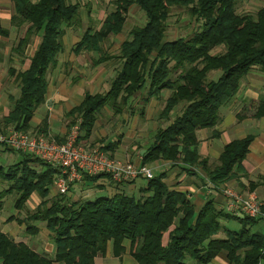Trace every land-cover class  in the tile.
Segmentation results:
<instances>
[{"label": "trees", "instance_id": "obj_1", "mask_svg": "<svg viewBox=\"0 0 264 264\" xmlns=\"http://www.w3.org/2000/svg\"><path fill=\"white\" fill-rule=\"evenodd\" d=\"M11 4V25H25L13 50L19 51L32 35L38 36V41L23 69H9L14 73L18 94L8 95L10 107L0 119V131L8 127L27 131L34 110L45 99L46 71L55 65L62 50L61 25L74 23L78 5L68 0H11ZM111 4L112 9L98 28L86 27L81 32L71 47L74 54L100 53L102 41L109 34L121 32L132 6L143 12L145 21L129 29L117 54H99L93 61L97 64L113 57L120 60V66L106 91L85 93L65 112L66 127L79 120L77 139H86L103 105L116 106L117 111L118 103H127L142 88V102L167 89L170 92L158 117L167 119L175 105H184L164 127L155 130L139 163L167 160L171 165L182 164L186 172L200 166L212 188L244 174L241 162L253 138L251 134L225 143L216 163L207 166L206 159L197 152L195 130L210 128L220 119L219 108L235 94L240 78L251 67H257L264 78V6L251 16L235 13V0H111ZM171 5L187 7L198 24L186 37L164 40ZM7 35L8 29L0 23V37ZM219 45L224 48L222 52H210ZM209 70L220 73L215 79L206 80ZM252 102L253 117L264 116V95ZM33 128L35 133H48L47 117ZM212 134H217L215 129ZM56 137L57 141L63 139ZM114 144L108 142L100 148L106 152ZM16 153L14 162L0 164V184L8 183L0 189V209L2 198L12 190L16 193L12 204L15 209L22 208L35 193L40 201L18 221L24 223L28 234L37 232L34 222H41L52 239L53 254L46 257L26 242L14 241L0 231V264H95L94 258L104 256L108 250L113 256L126 251L137 264H183L186 257L206 264L221 252L228 264H264L263 232L253 229L259 217L234 215L217 207L211 199L195 209L184 191L168 187L164 172L147 178L137 196L113 191L110 195L69 200L65 193L49 196L54 167L29 154ZM104 176L109 178L98 173L82 174L81 179L92 184ZM258 183L264 187V174ZM261 211L264 212V197ZM228 219L236 220L239 228L223 227L220 221ZM220 230L223 237L216 236Z\"/></svg>", "mask_w": 264, "mask_h": 264}, {"label": "rangeland", "instance_id": "obj_2", "mask_svg": "<svg viewBox=\"0 0 264 264\" xmlns=\"http://www.w3.org/2000/svg\"><path fill=\"white\" fill-rule=\"evenodd\" d=\"M68 1L78 5L77 16L74 23L71 25H61L62 34L60 41L62 43V50L56 56L58 63L46 71V78L50 85V89L63 83L64 90H67L71 95V102H68L71 103V105H66L67 107L77 104L85 93H103L107 90L111 79L120 66V60L107 57L97 64L93 63V61L97 59L99 54L103 56L117 54L119 43L126 38L129 29L135 25H142L145 21L143 12L137 6H132L125 15L121 32L116 35L109 34L100 45V53L94 51H81L77 55L73 54V56L69 47L79 38L81 32L86 27H90L91 29L98 28L105 14L112 9V4L111 0ZM262 6H264V0H235L234 11L237 14H250L254 16L255 12ZM12 12L11 0H0V23L3 27L8 29L7 37H0V119L3 116V112L9 108L10 101L8 95L15 97L18 94V88L14 82V73H10L9 69H23L22 64L24 59L31 54L38 41V36L32 35L29 40H27L29 42L19 51L13 50L17 45V41L24 33L25 25L16 27L11 25L9 17ZM197 24L198 20H195L194 17L189 15L187 7L171 5L165 20L163 39L171 40L177 37H186L197 28ZM223 50V46L219 45L211 49L210 52L218 53ZM69 56L71 60H69ZM219 73L218 70H209L205 74V79H215ZM257 76L259 80L254 82ZM249 81L254 83L251 87L248 85ZM262 82H264V78L258 71V68L251 67L248 72L240 78L239 86L235 94L219 108L220 112L225 109L234 110L241 106L246 108L249 104L251 105L252 99L246 95L245 91H253L257 95V98L259 95L264 94V85H260ZM169 92L170 91L167 89H162L156 96H151L146 102H142L145 96V88H142L139 92L135 93L127 103H118L117 111L115 110L116 106L111 107L109 104L103 105L96 115L90 135L86 139H77V143L86 147H101L108 142L115 143L112 150L106 151L107 154L119 158L120 155L130 153L134 158L137 156V151L139 149V152L142 153L151 143L155 130L164 127L169 120L178 114L179 109L183 107V102H179L170 110L167 119L158 117L164 99ZM2 103L4 107H2ZM58 103L61 104L59 109L56 108L60 116L58 126H61L63 131L58 132L56 136H62L64 139L71 125L69 128L66 127L68 123V119L65 117L67 107L65 105L63 106V103L60 101H58ZM244 108L240 110L241 113L245 112ZM221 124H223V122L219 119L209 129H219ZM57 131H59L58 127ZM27 132L35 133L34 128L27 129ZM54 135L55 134H50L49 131L44 134L45 137L55 142L63 141V139L57 141V137ZM119 143H122V145L119 146ZM17 157L18 153L5 150L4 147L0 146V164L7 165L12 163ZM148 166L150 167L151 165ZM150 168L153 175L159 173L152 167ZM101 178L105 180L104 182L108 184L111 189L107 191L102 190L95 196L108 195L117 190L127 195L137 196L139 195V187L144 186L146 182L145 178L138 177L130 183L124 182L120 183L119 186H115L117 184L113 183L108 177L104 176ZM71 185L72 184L68 186V189ZM7 186L8 183L4 182L0 184V189ZM68 189L64 197L70 200V194H67ZM53 194H55V192L53 188H51L49 196ZM15 197L16 193L12 190L2 198L0 230L4 228L5 231L10 232H7V234L12 237L14 241L26 242L38 253L51 258L53 254V242L47 230L43 227V224L41 222H34L33 224L37 225L38 230L36 233L28 234L24 230V223L18 221L25 214L34 209L35 205L40 201V198L35 193H32L25 201L22 208L15 209L12 205ZM83 199L84 198H79L76 200ZM8 217L12 219L8 220ZM220 222L222 226L231 230H237L240 226L239 223L233 219L221 220ZM253 229L262 231V225L257 223L254 225ZM216 236L223 237L224 234L220 230L217 232ZM188 259V257L185 258V260ZM94 260L95 264H131V261L129 262L126 258L119 259L111 255H106V257L97 255Z\"/></svg>", "mask_w": 264, "mask_h": 264}, {"label": "crops", "instance_id": "obj_3", "mask_svg": "<svg viewBox=\"0 0 264 264\" xmlns=\"http://www.w3.org/2000/svg\"><path fill=\"white\" fill-rule=\"evenodd\" d=\"M77 40L78 39H76L75 41ZM71 47L72 46H70L69 48H70V52L73 55L74 53L71 51ZM69 60H71L70 56H69ZM27 63H28V59H24L22 68H24V66H26ZM56 63H58V61ZM254 80H255L254 82H257L259 80L258 76ZM253 84L254 83L249 81L248 85L251 87V85ZM260 85H263V82L260 83ZM245 93L252 100H256L257 95L253 91L251 92L245 91ZM70 98L71 95L67 90H64L63 83L58 84L57 87L50 89V85L47 82V89H46L44 102L34 110L33 115L30 119L31 128L35 127L40 122V120L44 116H46L48 122V131L50 132V134L56 135L58 132L63 131V128L61 126H58L59 125L58 120L60 119V116L58 115L57 110L61 107V104L58 103V101L62 102L63 106L64 105L68 106L69 104L71 105V103H68L71 102ZM0 107H1V103H0ZM2 107H4L3 103H2ZM70 107L71 106L67 107L66 111ZM242 108L244 107L241 106L234 110L225 109L222 112H220L219 110L220 119L223 122V124L220 125L221 127H219V129H215L217 132L216 135H213L212 129L209 128H201L195 130V137L197 139V152L201 158L206 159L207 166L208 165L212 166L216 163V158L221 150V147L225 143L229 142L232 139L241 138L247 134H251L253 138L249 144L248 151L241 162L245 173L239 175L236 179L232 178L224 183H221L220 185H229L233 188H238L236 190H238L242 194L253 193L256 195L257 198L262 200V198L264 197V187L258 183V178L260 175L264 174V116L259 118L253 117V112H254L253 102L251 103V105L249 104L248 107L244 108L245 109L244 113L240 112ZM8 109L9 108H7L5 112H3V115L6 114ZM57 127L59 131H57ZM247 130H251V131H247ZM121 145L122 143H119V146ZM139 150L137 151V156H135L134 158L130 155V153L120 155L119 158L136 163L138 158H140V154H141ZM171 164L172 163L170 161L159 160V161H154L153 163L148 165H151L150 167H152L154 170L158 172H164V181L166 182L168 187L176 188L178 190L184 191L187 197L195 205V209L199 208L202 205V203L207 199L213 200L217 207L223 208L222 207L223 197L219 193V190L217 188L211 189L206 185H204V178L206 177L204 175V170L200 166H195L191 168V171L186 172L183 169L182 164L180 163L176 165H171ZM104 181L105 180L103 178H99L96 182L89 184L87 181L80 179L79 181H76L74 184H72L69 187L67 194H70V200H76L79 198L80 199L92 198L96 194H99V192H101L102 190L107 191L111 189L109 185L106 184ZM119 185L120 183H118L115 186H119ZM110 194L111 193H109L108 195ZM258 223L262 225V232L264 236L263 220L260 219ZM0 231L6 234L7 232L10 233L9 231H5L4 228H2ZM106 255L113 256L109 250L106 251L104 256L106 257ZM114 257H117L119 259L126 258L128 259L129 262L131 261V264H137L126 253V251L123 252L121 255ZM183 264H198V263H196L192 259H188V260L184 259ZM206 264H228V263L225 260L224 253L221 252Z\"/></svg>", "mask_w": 264, "mask_h": 264}, {"label": "built area", "instance_id": "obj_4", "mask_svg": "<svg viewBox=\"0 0 264 264\" xmlns=\"http://www.w3.org/2000/svg\"><path fill=\"white\" fill-rule=\"evenodd\" d=\"M79 121L68 129L63 141L55 142L44 134L30 133L13 127L0 131V146L15 152L29 154L50 164L56 169L51 182L55 193L63 194L70 184L81 179L82 174L93 175L105 173L113 183H122L135 178L152 177L151 168L123 160L107 154L100 146L86 147L77 143ZM204 185L213 189V185L204 178ZM216 188L223 197V209L234 215L259 217L263 220L261 211L262 200L253 193L242 194L228 185H218Z\"/></svg>", "mask_w": 264, "mask_h": 264}]
</instances>
